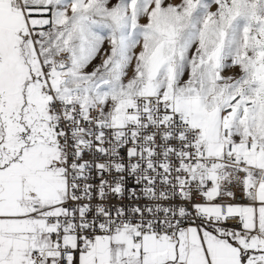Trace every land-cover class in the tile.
Listing matches in <instances>:
<instances>
[{"label": "snow or ice", "instance_id": "snow-or-ice-1", "mask_svg": "<svg viewBox=\"0 0 264 264\" xmlns=\"http://www.w3.org/2000/svg\"><path fill=\"white\" fill-rule=\"evenodd\" d=\"M0 264H264V0H0Z\"/></svg>", "mask_w": 264, "mask_h": 264}]
</instances>
